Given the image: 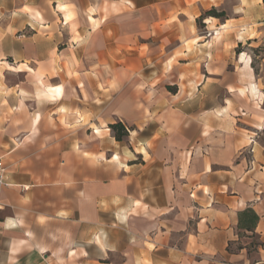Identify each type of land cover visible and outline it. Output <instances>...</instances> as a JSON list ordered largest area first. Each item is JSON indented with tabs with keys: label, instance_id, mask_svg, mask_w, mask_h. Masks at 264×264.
Instances as JSON below:
<instances>
[{
	"label": "crops",
	"instance_id": "0c3cea01",
	"mask_svg": "<svg viewBox=\"0 0 264 264\" xmlns=\"http://www.w3.org/2000/svg\"><path fill=\"white\" fill-rule=\"evenodd\" d=\"M208 1L0 0V264H264L259 39Z\"/></svg>",
	"mask_w": 264,
	"mask_h": 264
},
{
	"label": "rangeland",
	"instance_id": "374dc122",
	"mask_svg": "<svg viewBox=\"0 0 264 264\" xmlns=\"http://www.w3.org/2000/svg\"><path fill=\"white\" fill-rule=\"evenodd\" d=\"M209 4L213 5L208 9L207 11H203L201 17L197 20V32L200 36L204 37H210V33L207 31V24H210L209 26L211 28L215 27V24H223L226 20L229 21L228 24H236V25H242L241 27H235L233 29H225L221 32V37H226L227 35L234 32L237 36L242 38H257L259 39L258 42L256 41H246L247 45H243L242 49L245 51H248L249 53L253 54L254 57V63L253 67L257 74H261V70L263 67V60H264V19H262V12L261 9L258 7L262 6V3L260 0H243L242 5L247 9L246 13L241 10L240 7L237 6V3L235 0H209ZM237 7V8H235ZM215 9L217 13H224L225 16L219 19L217 22L213 21V17H209L207 15V12ZM241 12L243 15L242 18L245 17V19H241L239 16H236L233 11ZM252 18V21L250 20ZM241 19V20H240ZM247 24H253L251 27H246ZM260 24V25H258ZM223 37V38H224ZM214 38H217V33L215 34ZM217 40V39H216ZM223 40V39H222ZM256 42V43H253ZM250 45V46H248ZM251 62V61H249ZM247 238V237H245ZM243 238V239H245ZM252 243H257L256 238H252Z\"/></svg>",
	"mask_w": 264,
	"mask_h": 264
},
{
	"label": "trees",
	"instance_id": "16d2710c",
	"mask_svg": "<svg viewBox=\"0 0 264 264\" xmlns=\"http://www.w3.org/2000/svg\"><path fill=\"white\" fill-rule=\"evenodd\" d=\"M264 1V0H263ZM207 15L209 17H213L216 19H221L225 16L224 13H217L215 9L207 12ZM242 46L239 45V48H237L236 52L239 54L241 53ZM110 129L113 131L114 137L117 141H123L126 137H128L129 133L125 125L122 123H117L110 126ZM259 216L258 214L252 210V209H246L245 211L239 213V225L238 228L241 231L239 236L241 238H256V227L259 223ZM250 234L251 236H248L247 234ZM257 243H253L252 246H258Z\"/></svg>",
	"mask_w": 264,
	"mask_h": 264
},
{
	"label": "built area",
	"instance_id": "2783aa9c",
	"mask_svg": "<svg viewBox=\"0 0 264 264\" xmlns=\"http://www.w3.org/2000/svg\"><path fill=\"white\" fill-rule=\"evenodd\" d=\"M0 186H7V169L1 160H0ZM3 209H4V205L0 197V213Z\"/></svg>",
	"mask_w": 264,
	"mask_h": 264
},
{
	"label": "bare ground",
	"instance_id": "6f19581e",
	"mask_svg": "<svg viewBox=\"0 0 264 264\" xmlns=\"http://www.w3.org/2000/svg\"><path fill=\"white\" fill-rule=\"evenodd\" d=\"M221 33H219V31H218V35H220Z\"/></svg>",
	"mask_w": 264,
	"mask_h": 264
}]
</instances>
